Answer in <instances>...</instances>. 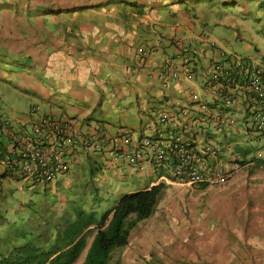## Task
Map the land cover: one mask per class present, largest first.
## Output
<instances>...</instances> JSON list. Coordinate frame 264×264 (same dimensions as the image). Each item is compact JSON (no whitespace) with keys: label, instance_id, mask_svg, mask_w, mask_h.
I'll return each mask as SVG.
<instances>
[{"label":"crops","instance_id":"1","mask_svg":"<svg viewBox=\"0 0 264 264\" xmlns=\"http://www.w3.org/2000/svg\"><path fill=\"white\" fill-rule=\"evenodd\" d=\"M254 2L253 6L262 3L264 7V0ZM197 4L190 0H0V84L10 82L40 100L30 103L29 109L36 105L39 113H65L74 132L87 139L94 135L97 144L90 148L78 141L71 164L83 159V169L79 167L71 179L62 174L58 183H41L45 197L22 204L28 205L27 212L19 207L16 214V218L30 217L20 222L2 218L0 228L31 227L43 218L54 222L69 216L81 202L95 211L101 198L90 204L84 200L85 192L98 190L107 166L153 171L149 162H132L126 154L145 133L150 114L166 109L179 117L182 106L197 108L190 94L193 87L185 86L183 79L208 72L212 62L232 52L218 48L216 39L209 45L210 38L196 31L204 17ZM185 34L188 43L183 40ZM209 47L218 50L210 56ZM206 57L209 63H204ZM167 62L180 67L179 80H162L160 72ZM185 67H191V73H185ZM2 108L0 103V122L10 121L20 129L37 116L29 113L26 119L11 120ZM235 111L240 118L239 104L232 108ZM213 131L211 127L202 139L216 136ZM232 133L228 140L240 143L235 141L237 133ZM74 182L76 188L71 186ZM155 183L156 178H151L143 187ZM28 186L40 194V189ZM78 198L83 201L76 202ZM257 230L243 232L213 224L188 232L183 243L191 251L192 264H264V235ZM170 233L177 234L173 243ZM162 235L167 241L164 246L177 251L180 232L165 229ZM154 241L150 226L131 229L120 262L128 264L130 247L139 245L143 250Z\"/></svg>","mask_w":264,"mask_h":264},{"label":"rangeland","instance_id":"2","mask_svg":"<svg viewBox=\"0 0 264 264\" xmlns=\"http://www.w3.org/2000/svg\"><path fill=\"white\" fill-rule=\"evenodd\" d=\"M190 1L191 3H198L199 14L204 16L202 17V24L196 27V31L204 33L210 38L207 41L209 45L213 39H216L218 48L249 55L264 63V7L262 3L253 6L255 5L253 0ZM184 3L182 2L180 5ZM246 10L248 12H245ZM206 20L207 23H204ZM183 40L185 43L190 42L189 35L185 34ZM218 48L209 47V55L211 56ZM206 59L204 63H209L210 57H206ZM209 75L210 72L207 74L205 71L199 74L194 73L191 78L183 79L185 86L193 87L197 100H205L207 103H211V94L205 92V85L202 80ZM0 100L2 109L7 111L6 115L11 120L28 118L31 110L29 104L40 101L29 91L25 89L21 91L20 88L10 82L0 84ZM198 104L197 101V108ZM235 113V119L238 121V123L233 124L232 128L233 132L237 133L235 141L251 148L249 154L251 156L257 157L258 152L264 155V137L254 139L249 135L246 132L245 114H240V118H238L239 113L237 111ZM25 125L29 127L30 124L26 123ZM240 125L242 128H239ZM206 127L208 132L211 124L207 123ZM145 133L149 132L145 131ZM217 136H222V134H217ZM229 136H234V134H228ZM205 137L214 141L212 136ZM2 138L6 143L7 139ZM81 161L79 164H71L70 169L64 173L63 177L67 179L74 177L79 167L85 164L83 159ZM0 173H2L1 164ZM157 175V172L148 169V167L140 173L136 167L129 171L128 166L124 165L107 166L104 175H102L104 179L98 186V190L85 192L87 197L84 200L93 204L101 198L100 204L95 208V216L99 217L102 211L114 204L120 194L142 188L145 183H148L151 178H156ZM79 181L78 178V183ZM56 182L58 183L57 179L52 183ZM83 185V183L79 184V187H83ZM71 186L76 188L75 182L71 183ZM35 187L40 189V194L34 192V189L29 187L22 178L0 175V212L2 211V214L6 215V221L11 222L12 219L16 218V214L21 211L19 207L27 212L25 207L28 205L22 207V204H27L31 199L35 200L37 197L43 196L41 195L44 192L43 184H36ZM75 201L79 202L83 199L78 198ZM20 220L21 218H16V222H20ZM213 224L216 226L220 224L223 227L233 228V230L241 229L243 232L259 229L257 233L264 235V164L259 165V162L255 160L249 166L240 168L231 179L221 184L203 187L198 184L172 183L167 185L158 195L152 216L140 219L132 226L133 231L139 227L150 226L155 241L143 250L142 246L139 245L130 247L131 251L129 252H132V257L128 264H192L193 260L190 259L188 253L191 251L183 243L187 233L195 229L212 227ZM165 229L170 231L174 229L180 232L182 242L180 246L175 245L177 251L164 246L167 244L162 235ZM3 234H6V228L2 229L1 235ZM92 235V232L87 234V242L92 239ZM174 236L177 238V234L170 233V242ZM159 239L160 242H158ZM124 245L116 246L111 250L110 261L114 262L121 259L120 252ZM85 254L86 248H82L79 256L72 264H81Z\"/></svg>","mask_w":264,"mask_h":264},{"label":"built area","instance_id":"3","mask_svg":"<svg viewBox=\"0 0 264 264\" xmlns=\"http://www.w3.org/2000/svg\"><path fill=\"white\" fill-rule=\"evenodd\" d=\"M229 55L225 60L212 62L209 77L202 80L211 94V103L197 100L191 91L192 99L199 102L197 109L193 105L182 106L179 117L168 110H157L145 124L149 133L138 139L131 154L126 153L130 161L143 160L157 169L166 168L161 179L187 184L222 182L240 167V153L228 141L221 136L214 141L202 139L208 133L207 123L214 133L228 134L235 123L232 108L238 104L254 132L264 134V63L234 53ZM183 71L191 73V67ZM160 73L164 82L169 77H181L180 67L170 62L163 65ZM37 111L38 106L31 107L30 113L37 116L22 130L10 121L0 123V135L7 138L0 157L6 176L22 178L33 186L53 182L68 171L78 141L90 148L97 146L94 135L87 139L73 131L72 121L65 113ZM124 131L127 139L128 131ZM226 161L230 162L229 167Z\"/></svg>","mask_w":264,"mask_h":264},{"label":"trees","instance_id":"4","mask_svg":"<svg viewBox=\"0 0 264 264\" xmlns=\"http://www.w3.org/2000/svg\"><path fill=\"white\" fill-rule=\"evenodd\" d=\"M1 136L7 139L2 133ZM4 143L0 138V157L5 149ZM0 175H7L5 168ZM165 186L164 182H159L124 192L99 217L79 201L80 206L75 207L69 216L54 222L43 218L42 222L37 221L31 227L16 226L13 230L6 227V234L0 235V264H71L86 246L89 232L93 236L81 264H121L120 260L110 261L111 250L126 244L135 222L154 212L158 195ZM29 217L27 214L21 220Z\"/></svg>","mask_w":264,"mask_h":264},{"label":"clouds","instance_id":"5","mask_svg":"<svg viewBox=\"0 0 264 264\" xmlns=\"http://www.w3.org/2000/svg\"><path fill=\"white\" fill-rule=\"evenodd\" d=\"M229 54H233L232 52H230ZM234 54H236V53H234ZM238 55V54H237ZM240 55V54H239ZM240 56H242V55H240ZM242 57H244V58H247V59H252V58H248V57H245V56H242ZM252 60H255V59H252ZM255 61H257V60H255ZM257 62H259V61H257ZM262 63V62H261ZM242 113H241V115H244L245 114V112L242 110L241 111ZM244 118H245V120H246V123H247V125H246V132L249 134V135H251L254 139H257V138H261V137H264V135H262V134H256L255 132H254V130L252 129V127L250 126V124H249V120H248V116L245 114L244 115ZM235 123H236V120H235ZM242 126L240 125L239 126V128H241ZM232 128H233V126H231V128H229V133L228 134H231L232 133ZM207 134V133H206ZM228 134L226 133V132H224V133H222V136H221V138L220 139H224V140H226V141H228V144H230L231 145V147L233 148V149H235L236 151H238L239 153H240V167L238 168V169H236L234 172H233V174L228 178V179H226V180H224V181H222V182H218V183H213V184H221V183H224V182H226L227 180H229V179H231V177L234 175V173H236V172H238L239 170H240V168H242V167H244V166H249L251 163H253L255 160L257 161V162H259V165H263L264 164V162H262L261 160H263L264 159V155H261L260 154V152H258V154H257V157H255L254 155L253 156H251V155H249L250 153H251V148L250 149H246V151H243V149H241V148H243V147H245V148H248V147H246V146H243L241 143H237V142H232L233 140H227L226 138L228 137ZM231 136H229L228 138H230ZM214 138V140H217V135L216 136H214L213 137ZM237 143V144H236ZM227 155L225 154L224 156H223V158H225ZM261 161V162H260ZM226 166L227 167H229L230 166V162L229 161H226ZM151 165V164H150ZM151 167L153 168V171H155V172H157L158 173V175H157V177H156V183L155 184H157V183H159V182H164L166 185H169V184H172V183H177V184H187V183H179V182H176V181H174V180H172L171 182L170 181H166L165 179H161L160 178V176H162V175H166V171H165V169L166 168H163V170H160V169H157V168H155L153 165H151ZM166 167V166H165ZM27 184V183H26ZM27 185H29V184H27ZM199 186H201L202 184H198ZM207 185H211V184H204V186H207ZM30 186H33V185H30ZM34 186H36V185H34ZM166 187V186H165ZM154 213V212H153ZM152 213V214H153ZM151 214V215H152ZM150 215V216H151ZM149 216V217H150ZM2 218H6V217H4V214H2L1 216H0V219H2ZM3 228H6V227H3ZM3 228H0V235H1V232H2V229ZM93 236V235H92ZM91 241V240H90ZM86 242H87V239H86ZM87 244V243H86ZM84 247H86V246H84ZM83 247V248H84ZM87 248H88V246H87ZM80 254V253H79ZM79 256V255H78ZM77 256V257H78ZM76 260V259H75ZM72 264V263H71Z\"/></svg>","mask_w":264,"mask_h":264}]
</instances>
